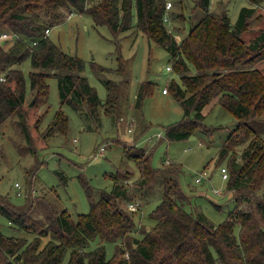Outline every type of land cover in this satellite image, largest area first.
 I'll use <instances>...</instances> for the list:
<instances>
[{
	"label": "trees",
	"instance_id": "16d2710c",
	"mask_svg": "<svg viewBox=\"0 0 264 264\" xmlns=\"http://www.w3.org/2000/svg\"><path fill=\"white\" fill-rule=\"evenodd\" d=\"M247 1L250 5L240 8L232 24L227 12H210L209 0H196L203 16L178 42L164 18L166 0H0V35L9 33L13 40L0 38V124L17 114L24 119L28 92L35 105L45 102L46 79L54 76L62 104L85 112L95 122L100 121L101 108L112 120L120 118L114 114L124 81L105 80L106 100L102 102L87 78L77 73L84 67L83 60L43 36L46 28L76 11L87 13L96 25H107L117 40L120 33L132 29L169 52L180 81L172 79L166 91L180 101L184 114L178 122L165 126L164 136L154 133L159 134L156 140L178 141L204 127L203 108L218 96V103L231 112L237 124L218 155L224 157L234 145L247 142L240 155L228 161L225 187L234 191L229 197L234 205L218 224L202 212L193 214L184 208L187 196L179 183L178 165L155 167L151 149L134 145L136 151L129 156L134 157L140 172L134 188L161 187L160 197L150 195L145 201L149 204L158 199L147 215L149 225L141 230V237L133 234L140 229V218H135L139 203L134 202V210L118 203L119 198H132L122 182H115L113 189L103 191L97 200L87 188L90 208L73 220L66 209L46 215V220L35 218L30 207L10 205L0 197V212L11 224L30 233V237L4 236L0 231V264H264V194L257 193L264 186V138L255 126V119L264 114V73L252 67L264 56V28L249 42L242 36L252 24L256 8L264 9V0ZM26 59L33 68L28 92L18 67ZM118 65L124 72L120 60ZM193 67L196 73L188 75ZM153 90V82H141L134 107L140 109ZM45 129L46 135L67 134L68 116L58 108ZM95 238L114 243L113 256L106 257L103 243L88 250ZM122 238L125 247L117 244Z\"/></svg>",
	"mask_w": 264,
	"mask_h": 264
},
{
	"label": "rangeland",
	"instance_id": "374dc122",
	"mask_svg": "<svg viewBox=\"0 0 264 264\" xmlns=\"http://www.w3.org/2000/svg\"><path fill=\"white\" fill-rule=\"evenodd\" d=\"M170 1L168 28L179 42L187 35L190 26L202 18L203 12L196 7V0ZM209 2L210 12L221 13L224 10L232 24L236 22L240 8L250 5L247 0ZM258 14L261 17L256 18ZM253 16L252 24L242 34L246 42L264 28L263 7H257ZM5 35L4 38L11 42L12 35ZM48 37L64 52L76 54L83 60L84 67L77 73L87 78L102 102L106 100L105 80L124 81L122 98L116 110L119 113L114 114L120 118L112 120L101 108L100 121L95 122L85 112L62 104L55 76L46 79L49 84L46 101L31 104L33 98L28 92V80L29 71L33 68L30 59H26L18 66L24 73L28 92L23 105L25 117L22 119L17 114L0 124V197L10 205L24 209L30 207L29 213L35 218L42 219L54 211L66 209L73 220L77 214L87 213L90 208L87 188L91 190L92 198L97 200L103 191H111L115 182H122L132 198H119L118 203L124 207L139 203L135 218H140V229L133 234L141 237V230L149 225L147 215L158 199L151 200L149 204L145 201L150 195L152 198L160 197L161 187L155 184L143 187L144 191L134 188L140 172L129 153L136 151L132 147L136 145L147 151L151 149L155 167L170 163L178 165L179 183L187 196L184 201L187 211L193 214L202 212L214 224L223 221L234 205L229 198L234 191L225 187L230 174L228 161L233 155H240L247 142L234 145L224 157L218 155L227 136L237 125L231 112L218 103V96L203 108L204 127L197 128L185 139L168 141L163 138L158 141L157 135L153 134L161 132L164 136L165 126L178 122L184 114L180 101L170 92L161 91L172 79L180 81L179 74L172 68L171 56L162 45L132 29L120 33L117 40L107 25H96L87 13L76 11L61 22L53 23ZM119 60L124 72L118 70ZM93 64L105 69H94ZM169 65L172 70L167 69ZM252 67L264 73V56L254 61ZM195 73L194 67L188 71V75ZM146 80L154 83V90L137 109L134 107L136 93L141 82ZM58 108L68 116L69 131L65 135H46L45 128ZM255 120H258L255 122L257 134L264 138V114ZM221 169L226 170L227 177H222ZM204 171L207 174L196 181L195 178ZM16 182L19 188L15 186ZM257 193L264 194V186ZM0 231L4 236L30 237V233L11 224L1 212ZM101 243L105 244L106 257L113 256L115 244L103 242L100 238L92 240L87 249ZM117 244L126 246L123 238ZM125 257H128L127 252Z\"/></svg>",
	"mask_w": 264,
	"mask_h": 264
},
{
	"label": "built area",
	"instance_id": "2783aa9c",
	"mask_svg": "<svg viewBox=\"0 0 264 264\" xmlns=\"http://www.w3.org/2000/svg\"><path fill=\"white\" fill-rule=\"evenodd\" d=\"M171 7H172V3H171V1H170V0H166V12H165V14H164V18H165V20L168 19V13H169ZM69 15H70V14H68V16H69ZM50 30H51V28H46L43 36H44V37L48 36ZM5 36H6L5 34H3V35L1 34V35H0V38L2 37L1 39H3ZM167 69H168V70H172V68H171L170 65L167 66ZM161 91H162L163 93H167L165 87L162 88ZM158 135H159V134H157V136H158ZM101 149H103V147H102ZM221 170H222V177H223V178L227 177L228 174H227L226 170H224V169H221ZM206 174H207V171H204V172L201 174V176H197V177L195 178V180H196V181H200V180H201V177H202L203 175H206ZM15 186L19 188V184H18L17 182L15 183ZM18 194H20V192H18ZM135 208H136V203H134V204H133V203L130 204V209L134 210Z\"/></svg>",
	"mask_w": 264,
	"mask_h": 264
},
{
	"label": "water",
	"instance_id": "95a60500",
	"mask_svg": "<svg viewBox=\"0 0 264 264\" xmlns=\"http://www.w3.org/2000/svg\"><path fill=\"white\" fill-rule=\"evenodd\" d=\"M34 103V99L31 101V104H33Z\"/></svg>",
	"mask_w": 264,
	"mask_h": 264
}]
</instances>
